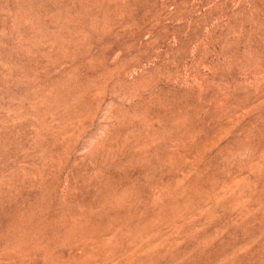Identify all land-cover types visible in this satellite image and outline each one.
Here are the masks:
<instances>
[{
  "label": "rangeland",
  "instance_id": "374dc122",
  "mask_svg": "<svg viewBox=\"0 0 264 264\" xmlns=\"http://www.w3.org/2000/svg\"><path fill=\"white\" fill-rule=\"evenodd\" d=\"M0 264H264V0H0Z\"/></svg>",
  "mask_w": 264,
  "mask_h": 264
}]
</instances>
